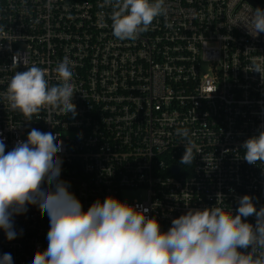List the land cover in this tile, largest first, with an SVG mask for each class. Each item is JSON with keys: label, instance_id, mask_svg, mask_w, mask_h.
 <instances>
[{"label": "built area", "instance_id": "obj_1", "mask_svg": "<svg viewBox=\"0 0 264 264\" xmlns=\"http://www.w3.org/2000/svg\"><path fill=\"white\" fill-rule=\"evenodd\" d=\"M114 4L0 0L5 152L33 128L59 134L60 179L84 211L112 196L149 208L162 232L190 209L236 214L244 195L257 210L264 207V163L243 159V143L264 130V77L250 71L253 58L264 61V33L253 37L247 28L255 9L243 0H166V16L136 40L121 41L112 34ZM16 53L27 67L47 69L50 86L60 83L55 68L63 58L74 62V117L44 108L28 121L9 110L8 83L27 70L12 64ZM182 128L198 146L189 165L179 163L187 142L177 134ZM246 222L255 225L256 217ZM14 224L11 241L0 229V256L32 264L47 247L49 218L28 205Z\"/></svg>", "mask_w": 264, "mask_h": 264}, {"label": "clouds", "instance_id": "obj_2", "mask_svg": "<svg viewBox=\"0 0 264 264\" xmlns=\"http://www.w3.org/2000/svg\"><path fill=\"white\" fill-rule=\"evenodd\" d=\"M167 13L166 0H115L112 34L121 41L136 40ZM247 28L253 37L264 33V9L252 12ZM12 61L27 67L19 53ZM73 67L65 56L55 68L60 83L53 86L45 68L33 64L16 71L4 93L9 110L28 121L44 108L74 117ZM250 71L264 77V61L253 58ZM177 134L187 141L179 163L192 164L198 146L187 128L177 129ZM58 135L33 128L26 141H17L7 153L0 139V229L9 241L15 239L14 217L26 213L28 205L38 206L49 218L47 247L35 253L32 264H264V207L257 210L251 196L239 198L236 214L219 206L190 209L173 219L166 232L147 215L149 208L112 196L84 211L70 184L60 179L62 160L57 154L63 141L57 142ZM243 149L247 163H264V130L248 138ZM221 197L218 193L217 199ZM253 215L255 225L246 222ZM0 264H13L11 254L0 256Z\"/></svg>", "mask_w": 264, "mask_h": 264}, {"label": "water", "instance_id": "obj_3", "mask_svg": "<svg viewBox=\"0 0 264 264\" xmlns=\"http://www.w3.org/2000/svg\"><path fill=\"white\" fill-rule=\"evenodd\" d=\"M244 2L248 3L249 5H251L254 9L256 8H261L264 9V0H243ZM179 168H177L175 170V173H178Z\"/></svg>", "mask_w": 264, "mask_h": 264}, {"label": "trees", "instance_id": "obj_4", "mask_svg": "<svg viewBox=\"0 0 264 264\" xmlns=\"http://www.w3.org/2000/svg\"><path fill=\"white\" fill-rule=\"evenodd\" d=\"M262 1V0H261ZM263 2V1H262Z\"/></svg>", "mask_w": 264, "mask_h": 264}]
</instances>
